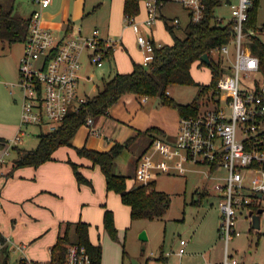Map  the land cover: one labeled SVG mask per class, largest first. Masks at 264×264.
<instances>
[{"label": "built area", "instance_id": "2783aa9c", "mask_svg": "<svg viewBox=\"0 0 264 264\" xmlns=\"http://www.w3.org/2000/svg\"><path fill=\"white\" fill-rule=\"evenodd\" d=\"M31 1L37 7L30 16L29 36L19 65L20 77L15 83L22 94L21 129L16 137L4 143L0 167L27 133L29 125L41 130L46 126L47 131H53L70 110L86 102L87 97L78 90L83 58L87 56L93 65L102 67L108 50L117 41L103 37L98 28L90 35L83 34L79 28L75 36L58 39L42 22L43 10L52 0ZM142 1L144 17L141 18L140 13L127 14L126 21L136 33L145 66L154 60L156 45H161L154 39L153 26L164 17L168 4L180 5L187 13L188 23L201 22L207 9L206 0ZM222 5L229 8L230 17L226 19L216 13L217 19L219 23L233 25V37L230 42L212 49V55L216 53L227 70L215 88L213 104L198 115L181 116L174 141L154 138L138 158L136 177L140 184L150 185L153 169L180 174L187 172L185 162L206 166L205 175L216 180L221 211L219 232L228 244L241 233L237 227L240 215L249 213L250 205L261 204L264 198V72L250 46L251 36L256 31L245 29L253 0H223ZM169 21L174 28L182 25L179 16ZM94 123L95 119L89 117L85 125L98 134ZM151 149L161 158L156 160L157 156L149 152ZM221 171L225 173L220 174ZM8 240L5 237V242ZM186 243L185 239L181 240L182 245ZM184 251L181 247L179 253ZM65 264H92V257L85 245L71 243ZM207 264L241 263L226 249L222 262L208 261Z\"/></svg>", "mask_w": 264, "mask_h": 264}, {"label": "crops", "instance_id": "0c3cea01", "mask_svg": "<svg viewBox=\"0 0 264 264\" xmlns=\"http://www.w3.org/2000/svg\"><path fill=\"white\" fill-rule=\"evenodd\" d=\"M27 1L31 5V9L28 12H26L23 4L26 0H21L20 3H17V0H0V3L12 7L14 13L18 15L30 17L37 5L31 0ZM125 1L52 0L51 5L43 10L42 22L58 39H67L75 36L79 28L85 35H90L94 29L98 28L103 37L116 39L112 53L107 56L104 66L101 67H104L102 76L111 73L109 76L111 78L116 72H131L134 68V62L141 63L143 55L136 33L127 24ZM165 8L164 21H166V18H172L173 16H179L182 19V25L177 27L176 33L183 36L184 29L188 24L187 13L178 4L171 3ZM139 13L141 18L144 17L145 12L142 0H140ZM164 26V22L161 20L158 28L157 26L156 28L153 27L154 39L160 44L162 43L160 39L163 34L160 28L162 27L163 29ZM171 43H173L172 39L168 44ZM88 63H90L89 59L85 56L83 58V67L79 73V80L80 74L86 76L91 74ZM195 64L202 66L199 65L200 61L195 62L193 66ZM10 83L14 85L13 87L16 86L15 83ZM12 93L14 94L15 91L11 89L10 94L12 95ZM10 94L7 89L5 98H0V145L5 143L7 139L16 137L21 129L22 94L19 89V100ZM123 97H125L124 104L126 106L124 112L128 117L133 114L131 109H137L138 102L143 105L151 99L150 97L146 99L144 96L127 93L113 104L107 113L95 119L94 125L99 129L98 134L93 133L91 128L84 124L73 137V145L59 147L54 151L52 159L38 166L15 168L12 165L13 160L17 156L16 153L11 162L6 159L5 163L0 167V232L6 239H9L7 242L0 244V261L5 257L1 250V245H4L9 256V262L14 257L17 259L18 264H20L21 259L27 262L49 264L52 258V247L68 229L67 224L76 223L80 220L90 224V240L94 244L101 243L104 256L103 243L106 240L105 234L107 233L103 222L105 209L110 208L114 211L115 223L118 229H123V226H128L130 221H133L131 208L122 201L120 194L107 188L106 177L100 165L93 164L89 158L80 156L76 151V147L82 146L97 150H108L116 142H125L129 138L136 136L137 138L130 148L125 150L129 154L133 153L129 159L131 167H129L128 172L121 170V173L128 177V187L140 184L136 180L138 158L148 148L150 141L155 138L151 137V135H156L154 133L151 134L152 132L146 134L145 131L152 126H158L164 131L163 135H166L162 139L174 141L176 137L172 139L166 138L169 136L165 125L153 124L152 119L147 122H132V120H129L130 118L128 120L120 119L121 111L118 105ZM135 113L138 115V110ZM177 122V129H179L180 116ZM145 124L147 125L146 129L140 128V126ZM144 133L145 136L149 137L148 141L143 139ZM27 134H29L28 131L22 135L20 142L16 146L25 148L21 146V143ZM3 147H0V155ZM13 150L16 152L15 148ZM70 161L79 164L80 171L92 181L93 185L79 184ZM206 190L205 195L210 197L211 194L208 193V189ZM217 198L220 202L219 196ZM263 201L264 198L260 207L264 208ZM218 208L219 217H221L220 206ZM242 217H247L251 221V229H256L253 227L252 216L250 217L249 213L243 212L239 219ZM261 227L256 229L257 233ZM120 229L119 239L115 240L117 242L121 240L122 236ZM70 233L71 237L75 239L73 228ZM21 245H24V248ZM229 245L230 242L226 243L225 252L227 249L229 255L234 256L229 251ZM181 247L185 248L183 245ZM184 253H186V249L182 254H179L183 255ZM223 260L224 258L216 262H222ZM240 263L244 264L242 261Z\"/></svg>", "mask_w": 264, "mask_h": 264}, {"label": "trees", "instance_id": "16d2710c", "mask_svg": "<svg viewBox=\"0 0 264 264\" xmlns=\"http://www.w3.org/2000/svg\"><path fill=\"white\" fill-rule=\"evenodd\" d=\"M207 9L205 18L201 22H190L184 29V35L176 33L174 26H166L173 36V43L156 45L155 58L147 66L134 62L131 72H116L111 78L104 80L103 88L94 97H88L86 102L78 109L70 110L63 122L53 131L40 132L39 142L33 149L15 146L17 156L12 167L38 166L53 158V153L61 146H72V139L78 129L85 124L89 117L94 119L108 112L123 95L134 93L144 97H158L166 105L175 107L181 116L198 115L202 111L203 99L213 104V96L220 77L227 71L221 59H213L212 49L218 45L228 43L233 37V25L219 23L216 16V8L223 0H206ZM259 0H253L250 9V17L245 24V29H254L256 34L251 36L250 46L253 53L260 59V69L264 72V25H258L257 10ZM126 14H138L140 0L125 1ZM30 17H24L14 13V9L0 3V43L26 42L30 31ZM112 53V48L107 56ZM208 53L212 64L208 65L201 60L203 54ZM200 61L199 65H207L211 68V81L203 84L197 81L192 73L193 64ZM176 84H189L199 87L196 97L189 103H180L169 94V88ZM207 96V97H206ZM203 97V98H202ZM152 132V133H151ZM163 130L158 126L148 128L146 134L163 135ZM156 135L151 137L159 138ZM137 137H131L125 142H116L108 150H97L87 146L76 147L80 156L89 158L93 164L100 165L105 177L107 188L120 194L122 201L131 208L133 221L141 219L162 218L167 213L172 197L169 193L159 190L155 180L150 185L138 184L128 187V177L114 170L116 159L128 148ZM154 139V138H153ZM152 139V140H153ZM4 146V143L0 147ZM79 184L93 185L92 181L85 177L79 169V164L70 161ZM152 186V188H151ZM199 191H197L198 193ZM200 194V192L198 193ZM205 194V193H203ZM202 194V195H203ZM198 201L194 200L193 203ZM201 202V200H199ZM260 203H253L250 209L256 211ZM104 227L109 236L119 239V230L115 223L114 211L106 208L104 212ZM68 229L61 235L57 243L52 247V258L49 264H65L67 249L71 243L83 244L87 247L92 257V264H101L103 247L101 243L94 244L89 237L90 224L80 220L76 223H68ZM73 228L75 239L71 237ZM254 229H252L253 231ZM5 242L4 235L0 232V243ZM2 254L5 256L0 264H10L6 247L1 245ZM162 261H167L162 254ZM20 264H43L27 262L21 259Z\"/></svg>", "mask_w": 264, "mask_h": 264}, {"label": "rangeland", "instance_id": "374dc122", "mask_svg": "<svg viewBox=\"0 0 264 264\" xmlns=\"http://www.w3.org/2000/svg\"><path fill=\"white\" fill-rule=\"evenodd\" d=\"M20 2L21 0H17V3ZM29 3L27 0L23 3L26 12L31 9ZM216 13L223 15L226 19L230 17V10L224 5L218 6ZM161 20L165 26L163 29L162 27L160 28L163 32L160 41L166 44L171 39L173 40L171 32L166 27V21L163 18L159 19L153 27L156 28L157 26L158 28ZM257 20L258 25H264V0H259ZM167 22L170 24L169 20ZM176 30L177 28H175ZM261 36L264 39V34ZM24 46V42L12 44L9 42L0 43V98H5L7 89L9 94L12 89L15 93L10 95L17 97L19 100V89L16 86L13 87L14 85H11L10 82L16 83L19 80L18 63H20ZM232 48L234 51V47ZM213 59L215 61L218 59L216 53L213 54ZM88 65L91 74L88 75L89 77L80 74L78 90L81 95L94 97L103 88L104 80L108 79L111 73L102 76L104 67H97L91 62ZM193 73V76L196 77L194 78L203 84L211 81V68L207 65L198 66V64H195L193 66ZM242 79L244 80V76H242ZM198 91V86L189 84H176L169 88L170 96L183 104L191 102L196 97ZM150 98L146 104L141 105L138 102L137 109H131L133 114L131 117H128L124 112L126 106L124 104L125 97H123L118 105L121 111L120 119L128 120L130 118L129 120H132V122H147L152 119L153 124L165 125L169 136L166 138L172 139L176 137L178 131L177 120L180 116L178 110L175 107L164 104L158 97ZM202 101V109L212 105L208 103L207 98H204ZM137 110L138 115L135 113ZM146 127V124L140 126L142 129H146ZM26 130L29 134L24 137L21 146L31 149L35 148L39 142L38 134L41 131L46 132L47 127L43 126L41 130L37 126L29 125ZM143 135V139L148 141L149 137L145 136V133ZM156 136L165 138L166 135ZM151 143L152 140L148 147L151 146ZM149 152L157 156L153 152V149ZM10 153L6 159L11 162L16 152L12 150ZM131 154L133 155V153ZM131 154L124 151L116 159L114 165L116 172L121 173V170L123 172L129 171V167H131V163L129 162ZM160 158V156H157L156 160ZM173 159L172 157L169 160ZM185 166L187 167V172L180 174L174 171L158 172L156 169L152 170L150 177L153 181L155 180L157 189L169 193L172 197V203L167 213L162 218L130 221L128 226H123V229L119 228L122 236L118 242L106 233V240L103 243L105 255L102 257L101 264H131V258L134 256L142 264H206L208 260L221 261L224 258L226 242L218 231L220 217L219 201L217 198L218 191L215 188L216 180L210 179L205 175L206 166L191 162H185ZM224 173L225 171L220 172V174ZM136 180L140 183L139 178H136ZM204 189H208V193L211 194L210 197L203 194L206 193ZM194 200L198 202L193 203ZM237 227L241 230V233L230 240V253L239 258L244 264H264V212L262 213V227L258 230V233L256 229L252 231L251 221L247 217L238 219ZM144 229L147 230L149 236V239L145 242L139 238L140 231ZM181 239L187 241L185 245L186 253L183 255L178 253L180 246H182ZM144 245L146 247L143 250ZM162 254L167 261L161 260ZM10 264H18L17 259L12 257Z\"/></svg>", "mask_w": 264, "mask_h": 264}, {"label": "water", "instance_id": "95a60500", "mask_svg": "<svg viewBox=\"0 0 264 264\" xmlns=\"http://www.w3.org/2000/svg\"><path fill=\"white\" fill-rule=\"evenodd\" d=\"M201 60L206 62L208 65L212 64V59L208 53L203 54L201 57ZM260 196H262V193H260ZM263 212H264L263 207H259L256 211L254 210L249 211V214L252 216L253 227L256 229L261 227V219H262ZM139 238L144 242L149 239L146 229L142 230L139 233ZM145 247L146 245L143 246V249H145ZM131 262L132 264H142L141 261L137 257H132Z\"/></svg>", "mask_w": 264, "mask_h": 264}]
</instances>
